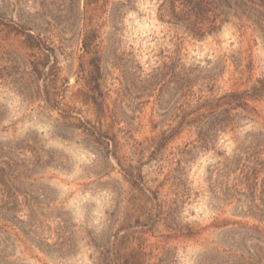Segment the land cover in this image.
Instances as JSON below:
<instances>
[{
    "label": "rangeland",
    "instance_id": "obj_1",
    "mask_svg": "<svg viewBox=\"0 0 264 264\" xmlns=\"http://www.w3.org/2000/svg\"><path fill=\"white\" fill-rule=\"evenodd\" d=\"M95 1L0 0V258L264 264V137L238 150L264 134V91L252 89L262 40L226 27L197 41L158 20L160 0H137L113 37L119 66L98 86L84 43L95 32L105 54L113 30ZM14 4L42 33L17 34ZM61 21L75 33L66 47L46 39ZM178 49L182 66L201 70L186 97L168 69ZM226 103L240 117L207 146L177 128L184 112L190 121Z\"/></svg>",
    "mask_w": 264,
    "mask_h": 264
},
{
    "label": "trees",
    "instance_id": "obj_2",
    "mask_svg": "<svg viewBox=\"0 0 264 264\" xmlns=\"http://www.w3.org/2000/svg\"><path fill=\"white\" fill-rule=\"evenodd\" d=\"M15 1V0H14ZM161 4L157 10L158 20L169 27L175 28L177 30L184 31L189 37L194 40L202 41L207 38L215 37L220 34L226 27H232L236 29L242 35H246L251 32L252 36L260 38L264 44V0H160ZM137 0H122L120 2H111V0H104L102 6L98 5V1L94 3L97 5L98 9L105 8L103 14H109V22L111 24L112 32L108 38V47L106 48L105 54H102L101 50H95L97 36L95 32L89 31L84 43V53L85 55H94L91 60V80H94L98 86H100V81L104 76V72L107 68L116 67L119 62V57L117 51L112 49V41L116 32L118 31L119 21L124 12L131 11L135 9V4ZM18 4V3H16ZM18 9L17 19L18 23L16 25L21 30L17 34L21 36H26L28 31H38L42 33L41 29L33 18L22 13L23 5H17ZM109 8V9H108ZM66 23L61 21L57 28H53L49 31L50 35L47 37V41L51 39H57L62 47H66L65 43L68 42L65 36L72 33L71 25L67 27L62 24ZM53 30V31H52ZM46 32V31H44ZM25 34V35H24ZM41 35L39 34L38 37ZM27 37H32L30 34ZM41 41V38H38ZM180 49L175 51V56L169 58L170 66L168 69L171 71L173 77V89L182 87L180 89V94L186 97L192 88L191 79L193 76L196 77V73H201L199 68H189L186 69L185 66L181 65V59H179ZM240 55V54H239ZM241 55L238 57L240 59ZM119 66V65H118ZM167 67V66H166ZM236 72L244 76L245 72L242 70L240 62L236 65ZM152 79V78H151ZM152 80H145V83H150ZM252 89L255 92L264 91V79H258ZM234 96H229L228 98ZM211 103L198 102L196 105V111H201L210 106ZM229 106V110H224L222 112H217L215 114L206 115L199 114L197 119L188 121L189 115L184 112L183 118L178 122L177 128L184 129L189 128L194 131L199 138V142L207 146L211 142H214L218 135L232 125L236 124V119L240 116L236 115L231 117L232 108L231 103H226ZM188 105V103H187ZM190 107V105L188 106ZM239 105H236L238 108ZM100 109V107L97 109ZM200 113V112H199ZM115 115V112L113 111ZM264 137L263 133L251 136V145L248 151L245 152L244 148H239V153L248 154L261 147L260 138ZM249 155V154H248ZM229 161V160H228ZM227 162V161H226ZM227 168V167H226ZM0 216H4L0 213ZM3 220H2V219ZM2 221H9L5 217H1ZM241 229V227H239ZM232 230L231 232H233ZM1 263L7 264L5 258H0Z\"/></svg>",
    "mask_w": 264,
    "mask_h": 264
}]
</instances>
